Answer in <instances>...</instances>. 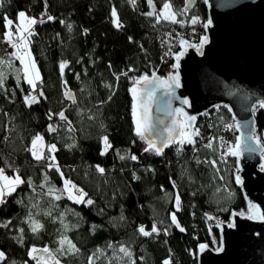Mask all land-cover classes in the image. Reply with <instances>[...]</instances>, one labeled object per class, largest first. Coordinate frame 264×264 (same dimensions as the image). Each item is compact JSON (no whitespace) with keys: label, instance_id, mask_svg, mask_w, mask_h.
<instances>
[{"label":"trees","instance_id":"obj_1","mask_svg":"<svg viewBox=\"0 0 264 264\" xmlns=\"http://www.w3.org/2000/svg\"><path fill=\"white\" fill-rule=\"evenodd\" d=\"M165 2L172 19L160 15ZM21 9L35 20L26 33L35 86L7 49ZM207 19L204 0L189 8L186 0H0V167L23 181L0 202V264H43L32 255L41 247L58 264H198L199 245L219 241V223L248 212L236 156L221 152L225 124L229 148L238 135L226 105L160 154L136 134L133 86L174 73ZM262 105L254 108L260 137ZM37 136L44 141L34 149ZM64 178L85 202L70 198Z\"/></svg>","mask_w":264,"mask_h":264},{"label":"water","instance_id":"obj_2","mask_svg":"<svg viewBox=\"0 0 264 264\" xmlns=\"http://www.w3.org/2000/svg\"><path fill=\"white\" fill-rule=\"evenodd\" d=\"M204 1L205 25L211 24L199 48L187 43L174 62V73L143 83L140 115L146 103L148 133L160 146L169 138L177 140L180 117L196 133V121L189 117L196 119L219 104L229 108L238 131L235 146H240L236 182L248 212L233 211L228 221L219 223V241L203 243V249L199 245L198 264H264V134H257L254 114L255 105L264 104V0ZM194 2L186 0V8Z\"/></svg>","mask_w":264,"mask_h":264},{"label":"rangeland","instance_id":"obj_3","mask_svg":"<svg viewBox=\"0 0 264 264\" xmlns=\"http://www.w3.org/2000/svg\"><path fill=\"white\" fill-rule=\"evenodd\" d=\"M165 4L169 5L168 2H165L160 7V12H161L160 15H162L164 17L165 16L173 17L174 13L172 11L171 6L169 5V8L165 9L164 8ZM21 12L25 13V17L24 18H20L19 17V13H21ZM30 20H34V18L30 14H28L26 12V10H24V9L19 10L18 15H17V19L15 20V30L13 31L14 32L13 33L14 37L9 38L10 43H8V45H9V48H11V50H15V55L17 56V58L19 59L20 63L22 64L26 80L28 81L29 79H32L34 81V83H35L36 80H37V76H38V78L40 77V71H39L38 65L36 63V60H35L32 52H31V49L29 47V43H28V41L26 39V33L30 29V27L32 25V24L28 23V21H30ZM8 21H10V20L7 19V21H6L7 28H8V34H9L10 32L12 33V31H11V29L9 30L10 25L8 24ZM204 36L205 35H203V37ZM195 42H197V41H195ZM200 42H201V40L199 41V43L197 42L198 43L197 46L192 44L194 42H192L191 44L193 45V47L198 49L199 46H200ZM184 43H185V45H184L183 48H185L186 44L189 43V42H184ZM13 45H15L14 48H13ZM143 83H144V81L141 80L139 84L136 83V85L133 86V88L135 87L137 89V95L134 98V103L136 104L137 116L140 115V99H141V91H142ZM200 116L201 115H199L197 118H199ZM197 118L195 119V121L197 120ZM183 120H185V121L182 122ZM134 122H135V119H134ZM135 126H136V124H135ZM190 126L191 125L186 121L185 118L180 117V133H183V134H180V135L184 136L185 134H187ZM37 137H40L41 139L37 140L36 145L37 146L42 145L43 141H44L43 137L42 136H37ZM36 138H35V140H36ZM146 139L148 141H151L152 143H154L156 145V140L153 139L149 135L148 132L146 133ZM166 142H168V141H166ZM53 145L55 146L54 143H50V145H49L50 148ZM51 150L53 152V149H51ZM0 169L3 170L2 167H0ZM3 177H7L8 181H5L3 179ZM16 177H19L18 174H8V173H5V172L0 173V188L5 189L6 190L5 192H7V190H8V189H6L7 186H9V187L12 186L11 184H9V181H14L16 179ZM64 181H68V180L64 178ZM15 186H16V184L13 185L12 187H15ZM65 186H66V184H65ZM67 193H68L69 196H72V197L79 196V193L75 192L74 189L71 192H69L68 188H67ZM73 199H75V198H73ZM0 253H1V251H0ZM32 255H35V256H38L39 258H41V261H42L43 264H58L54 260L52 255L49 253L48 247L36 248L35 251H33Z\"/></svg>","mask_w":264,"mask_h":264},{"label":"snow or ice","instance_id":"obj_4","mask_svg":"<svg viewBox=\"0 0 264 264\" xmlns=\"http://www.w3.org/2000/svg\"><path fill=\"white\" fill-rule=\"evenodd\" d=\"M164 8H165V9H168V8H169V5H168V4H165V5H164ZM113 15H115V12H113ZM149 15H151V13H149ZM19 17H20V18H24V17H25V13H23V12L19 13ZM172 18H173V17L165 16V19H172ZM49 19H52V18L49 17ZM28 23H29V24H33V23H35V20H30V21H28ZM192 23H193V24L197 23V20H196L195 18H193ZM8 24L11 25V24H12V21H8ZM208 24H211V20L208 21ZM208 24H206L205 27H207ZM117 26H119V25L117 24ZM30 34H31V33L29 32V35H30ZM204 42H207V38H206V37L204 38ZM182 43H183V42H182ZM180 55H183V53H181ZM178 59H179V56H177V60H178ZM60 67H61V70H63V68L65 67V65L62 63V64L60 65ZM37 79H38V76H37ZM141 80L144 81L146 84H152V81L149 80V77H148L147 75L141 77ZM28 83H29V84H32L33 86H35V85H34V81H33L32 79H29V80H28ZM136 83L139 84V83H140V80H138ZM161 83H165V84H166L167 82H166V81H163V82H161ZM169 86H170V85H169ZM153 87H155V85H153ZM131 91H132L133 96H134V98H135L136 95H137V89L134 87ZM151 96H152V92L149 91V92H148V98L151 99ZM184 103H188V101L185 100ZM262 106H264V105H262ZM141 107H142V114L139 115V116H137V112H136V104L134 103V106H133V115H134L135 124H136V134H137L138 136H140L142 139H144V138H146V133H147L148 130H149V125H148V122H147L148 106H147L146 103H144V104L141 105ZM177 111L179 112V111H182V110H181V109H177ZM60 116H61L62 119L64 118L63 113H60ZM189 120H190V121H194V120H195V117H194V116H193V117H189ZM229 127H231V126H229ZM181 134H183V133H181ZM193 134L198 135V132L193 133ZM40 139H41L40 137H37L36 140H33V148H34V149H35V147H36L37 140H40ZM104 139H105V144L107 145V138L105 137ZM169 142H171V138H169ZM187 142H188V143H193V141H192L190 138H188V141H187ZM180 143H183V141L181 140ZM164 146H167V145L163 144V142H162V146H161V147H157L154 143H152L151 141H149L148 148L145 149V150L148 151V150H152V149H154V150L156 151L157 154H160V153L162 152V149H163ZM209 146H210V145H209ZM239 147H240L239 144H237V145L235 146V150L232 149V148H229V153H230L232 156H238V155L240 154L239 151H238ZM54 148H55L54 145L51 146V149L54 150ZM33 155L36 156L37 159H41V157L37 155V153H36L35 150L33 151ZM122 158H123V157H122ZM132 159H136V157L133 156ZM98 170H99L100 172H103V171H104L103 169H98ZM2 171H3V170L0 169V173H2ZM3 179H4L5 181H8V178H7V177H3ZM22 182H23V181H21L19 177H16V179H15L14 181H9V184L15 185V184H19V183H22ZM237 182L239 183V179H237ZM65 184H66V187L68 188V191H69V192H71V191H72L73 189H75V187H76L75 185H72L70 181H65ZM14 190H15L14 187H9L8 190H7V192H8V194H10V193H11L12 191H14ZM76 191L79 193V196H76V197H72V196H70V198H75V199L77 200V202H85L84 199H83V197H84L86 194L83 193V190H82V189H76ZM5 194H6V193H5L4 189H3V188H0V202H3V197H4ZM57 198H58V197H57ZM86 203H88V204H92L93 201H92L91 199H88V200L86 201ZM178 205H179V198H177V206H178ZM260 218H261V219H264V216H261ZM172 220H173V222L175 223V221H176V217H175V215H173ZM38 227H40V225H36L35 227H33L32 230L35 232V231L37 230ZM181 230L183 231V229H181ZM139 231H140L143 235H145V236L150 235V233L147 232V231H145V230L143 229V227H141ZM156 231H157V229H156L155 227H153L152 232H156ZM203 247H204V246L201 245V249H203ZM34 251H35V249H34ZM121 251H125V250H124V249H121ZM125 254L127 255L128 253L125 252ZM2 256H3V253H0V257H2ZM165 264H168V262L166 261Z\"/></svg>","mask_w":264,"mask_h":264},{"label":"built area","instance_id":"obj_5","mask_svg":"<svg viewBox=\"0 0 264 264\" xmlns=\"http://www.w3.org/2000/svg\"><path fill=\"white\" fill-rule=\"evenodd\" d=\"M40 19V18H39ZM198 42V41H197ZM197 42H194V43H192L193 45H195V46H197L198 45V43ZM7 49L9 50V51H11V48H9V45L7 44ZM202 115H204V114H202ZM201 115V116H202ZM233 121H234V119H233ZM234 124H235V121H234ZM228 129V123L227 124H225V130H224V132L221 134V137H220V140H221V152H222V155L224 156V157H226L227 156V154H228V152H229V141H228V137H229V131L227 130Z\"/></svg>","mask_w":264,"mask_h":264},{"label":"bare ground","instance_id":"obj_6","mask_svg":"<svg viewBox=\"0 0 264 264\" xmlns=\"http://www.w3.org/2000/svg\"><path fill=\"white\" fill-rule=\"evenodd\" d=\"M214 107H215V106H214ZM212 108H213V107H212ZM212 108H210V109H212ZM210 109H208L207 111H204L202 114L205 115V113L209 112ZM202 114H201V115H202Z\"/></svg>","mask_w":264,"mask_h":264},{"label":"crops","instance_id":"obj_7","mask_svg":"<svg viewBox=\"0 0 264 264\" xmlns=\"http://www.w3.org/2000/svg\"><path fill=\"white\" fill-rule=\"evenodd\" d=\"M2 172H5V171H2ZM6 173V172H5ZM12 185V184H11ZM13 186V185H12ZM12 186H10V187H12ZM9 188V186H7V188L6 189H8ZM4 191H6L5 189H4Z\"/></svg>","mask_w":264,"mask_h":264}]
</instances>
